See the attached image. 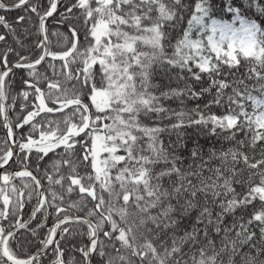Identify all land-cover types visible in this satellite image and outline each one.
<instances>
[{
  "label": "snow or ice",
  "instance_id": "6c2138e0",
  "mask_svg": "<svg viewBox=\"0 0 264 264\" xmlns=\"http://www.w3.org/2000/svg\"><path fill=\"white\" fill-rule=\"evenodd\" d=\"M0 264H264V0H0Z\"/></svg>",
  "mask_w": 264,
  "mask_h": 264
},
{
  "label": "trees",
  "instance_id": "16d2710c",
  "mask_svg": "<svg viewBox=\"0 0 264 264\" xmlns=\"http://www.w3.org/2000/svg\"><path fill=\"white\" fill-rule=\"evenodd\" d=\"M13 15H14V13H13Z\"/></svg>",
  "mask_w": 264,
  "mask_h": 264
}]
</instances>
